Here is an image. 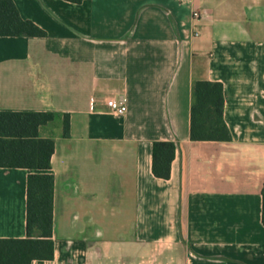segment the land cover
I'll use <instances>...</instances> for the list:
<instances>
[{
  "label": "crops",
  "instance_id": "1",
  "mask_svg": "<svg viewBox=\"0 0 264 264\" xmlns=\"http://www.w3.org/2000/svg\"><path fill=\"white\" fill-rule=\"evenodd\" d=\"M13 2L46 36H0V112L58 115L54 257L30 264H264V0ZM193 80L222 84L230 141L190 140ZM31 173L0 168V239L26 237Z\"/></svg>",
  "mask_w": 264,
  "mask_h": 264
},
{
  "label": "trees",
  "instance_id": "2",
  "mask_svg": "<svg viewBox=\"0 0 264 264\" xmlns=\"http://www.w3.org/2000/svg\"><path fill=\"white\" fill-rule=\"evenodd\" d=\"M80 4L84 0H63ZM0 36L44 37L35 23L23 19L13 0H0ZM62 135L69 136V116L62 115ZM58 115L50 112H0V168L33 171L27 179L26 237L0 239V264H30L52 260V212L54 178L49 173L54 142L41 138L39 128ZM190 140L227 142L232 139L224 121L223 86L218 82L193 80L191 86ZM177 143H152V174L170 178ZM264 225V185L261 190Z\"/></svg>",
  "mask_w": 264,
  "mask_h": 264
},
{
  "label": "built area",
  "instance_id": "3",
  "mask_svg": "<svg viewBox=\"0 0 264 264\" xmlns=\"http://www.w3.org/2000/svg\"><path fill=\"white\" fill-rule=\"evenodd\" d=\"M200 16L201 14L199 11H194L192 13L193 19H198L200 18ZM195 35L197 36V33ZM106 106L108 107L110 113L116 116H121L125 114L127 110L126 104L123 99H108L106 101Z\"/></svg>",
  "mask_w": 264,
  "mask_h": 264
}]
</instances>
